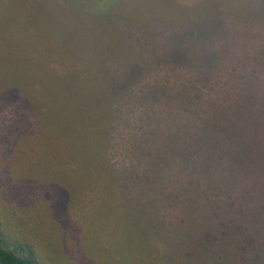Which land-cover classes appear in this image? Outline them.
<instances>
[{
	"label": "trees",
	"instance_id": "1",
	"mask_svg": "<svg viewBox=\"0 0 264 264\" xmlns=\"http://www.w3.org/2000/svg\"><path fill=\"white\" fill-rule=\"evenodd\" d=\"M70 5L78 7H70L74 13L83 9ZM96 11L110 30L102 45L109 52L90 60L61 53L50 64V82L59 81L51 100L57 104L60 94L67 115V126L56 119L47 131L65 179L61 196L71 199L88 171L103 169V181H123L137 198L167 200L148 213L189 215L200 233L193 247L210 246V264H264V37L257 33L264 6L244 7L235 23L199 8L195 46L188 35L179 39L171 19L143 22ZM21 48L11 43V51ZM163 85L194 96L196 111L183 130L170 131L168 117L154 128L131 104ZM37 94L41 108L40 83ZM214 103L229 106L224 119L210 121ZM52 112L54 120V106ZM7 243L0 218V264H38L30 248L17 254Z\"/></svg>",
	"mask_w": 264,
	"mask_h": 264
},
{
	"label": "rangeland",
	"instance_id": "2",
	"mask_svg": "<svg viewBox=\"0 0 264 264\" xmlns=\"http://www.w3.org/2000/svg\"><path fill=\"white\" fill-rule=\"evenodd\" d=\"M71 1L82 11H70L77 7ZM79 1L0 0V42L5 46L0 44V218L9 242L5 248L23 254L22 247H28L38 264H210L212 248L193 247V237L200 233L190 225L189 215L157 209L148 213L167 200L137 198L123 181H103V169L88 171L71 199L61 196L64 186L59 181L65 179L56 167L47 131L56 119L67 126V115L59 93L57 104L51 100L59 81L50 82V64L61 53L85 54L90 60L109 52L102 45L110 30L93 14L97 9L103 16L125 15L143 22L171 19L179 39L188 35L195 46L199 8L216 9L215 19L235 23L244 7L264 6V0ZM257 33L264 37V27ZM12 42L22 51H11ZM157 88L147 101H132L134 110L154 128L163 127L168 117L170 131H180L195 114L194 96L189 91L174 93L166 85ZM228 111V105L214 103L209 119L222 120ZM181 219L185 227L177 223Z\"/></svg>",
	"mask_w": 264,
	"mask_h": 264
}]
</instances>
